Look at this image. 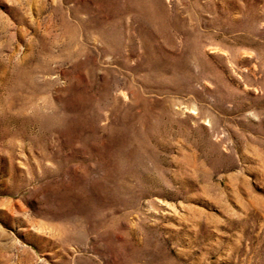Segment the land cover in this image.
Here are the masks:
<instances>
[{
  "label": "rangeland",
  "instance_id": "obj_1",
  "mask_svg": "<svg viewBox=\"0 0 264 264\" xmlns=\"http://www.w3.org/2000/svg\"><path fill=\"white\" fill-rule=\"evenodd\" d=\"M0 264H264V0H0Z\"/></svg>",
  "mask_w": 264,
  "mask_h": 264
}]
</instances>
